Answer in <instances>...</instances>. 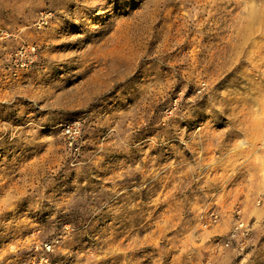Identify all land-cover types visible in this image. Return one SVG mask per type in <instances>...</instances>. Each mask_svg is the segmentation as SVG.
Segmentation results:
<instances>
[{"label":"rangeland","instance_id":"rangeland-1","mask_svg":"<svg viewBox=\"0 0 264 264\" xmlns=\"http://www.w3.org/2000/svg\"><path fill=\"white\" fill-rule=\"evenodd\" d=\"M0 264H264V0H0Z\"/></svg>","mask_w":264,"mask_h":264},{"label":"built area","instance_id":"built-area-1","mask_svg":"<svg viewBox=\"0 0 264 264\" xmlns=\"http://www.w3.org/2000/svg\"><path fill=\"white\" fill-rule=\"evenodd\" d=\"M29 48V47H28ZM32 52L34 50L33 47H30ZM17 53L23 54L25 52V48L23 46H20L19 48H17ZM30 54V53H29ZM29 60V59H27ZM23 64H25V62H22ZM62 134L64 137V141L65 143L68 145V147L70 149H77V143H78V136H79V129L78 127L74 124V123H66L62 126Z\"/></svg>","mask_w":264,"mask_h":264}]
</instances>
